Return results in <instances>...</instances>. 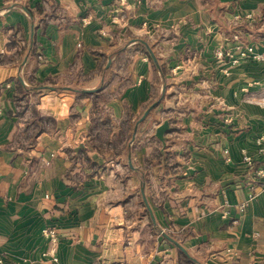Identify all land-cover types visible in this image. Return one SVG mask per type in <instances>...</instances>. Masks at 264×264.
Instances as JSON below:
<instances>
[{
    "label": "crops",
    "instance_id": "0c3cea01",
    "mask_svg": "<svg viewBox=\"0 0 264 264\" xmlns=\"http://www.w3.org/2000/svg\"><path fill=\"white\" fill-rule=\"evenodd\" d=\"M238 33L264 52V0H0V256L264 264V190L242 162L264 165V61L215 55Z\"/></svg>",
    "mask_w": 264,
    "mask_h": 264
},
{
    "label": "built area",
    "instance_id": "2783aa9c",
    "mask_svg": "<svg viewBox=\"0 0 264 264\" xmlns=\"http://www.w3.org/2000/svg\"><path fill=\"white\" fill-rule=\"evenodd\" d=\"M234 44L230 46L227 50L219 49L216 52V57L219 59L227 60L232 64H238L242 60L252 59L257 61H264V52L259 51L257 46L254 43H245L241 41L239 35L235 34L233 36ZM257 143L259 144V151L262 155H264V134L259 136L257 139ZM242 162L251 170H253L256 174V181L262 182V189L264 190V165L256 166L255 159L247 152H243ZM256 188L254 184L251 186V190L254 191ZM254 194L252 193V196ZM167 233H171L170 230L166 231ZM45 235L50 240L52 246H55L59 241V234L57 230L53 227L46 228L44 230ZM162 235V233H160ZM57 260V258H54ZM0 264H9L7 259L3 256H0Z\"/></svg>",
    "mask_w": 264,
    "mask_h": 264
},
{
    "label": "water",
    "instance_id": "95a60500",
    "mask_svg": "<svg viewBox=\"0 0 264 264\" xmlns=\"http://www.w3.org/2000/svg\"><path fill=\"white\" fill-rule=\"evenodd\" d=\"M141 43H143L146 48H147V51L149 52L150 56L152 57V59L154 60L155 64L157 65L158 68H161V65L159 63V60L157 58V55L156 53L154 52L152 46L145 40L141 39L140 40ZM43 88H48V89H52V90H55L56 88L53 87V86H43ZM64 89H67V90H74L73 88H70V87H65ZM165 90V87L164 89ZM164 93V92H163ZM163 98V95L156 101H154L147 109L146 111L144 112V114L139 118V120L136 122V125H135V128H134V136L133 138H135V135L138 131V127H139V124L142 123L146 118L147 116L151 113V111H153L161 102V99ZM171 130V122L169 119H165L163 122H161L157 127H156V130H155V137L160 140L163 144V147L165 148L166 146V143H167V133ZM164 148L162 150H164ZM142 193H143V196H144V200L147 204V207L149 210L150 209V206L147 202V198L145 196V189L142 188ZM162 235L168 239L169 241H171L175 246H177L182 252H184L187 256L191 257L189 252L185 249V247L178 241L176 240L173 236H171L169 233H167L166 231H162L161 232Z\"/></svg>",
    "mask_w": 264,
    "mask_h": 264
},
{
    "label": "trees",
    "instance_id": "16d2710c",
    "mask_svg": "<svg viewBox=\"0 0 264 264\" xmlns=\"http://www.w3.org/2000/svg\"><path fill=\"white\" fill-rule=\"evenodd\" d=\"M141 46H142V48L144 49V52H146L149 56H150V54H149V52L147 51V49H146V47L143 45V44H141V43H139ZM151 57V56H150ZM108 58V56H105L104 55V62L106 61V59ZM166 67L164 66V65H161V72H162V74L163 75H165L166 74ZM53 83V82H52ZM19 87H20V89L22 90L21 92H22V94H21V96H25V95H28L29 93H30V91L27 89V88H25L21 83H19ZM50 121V119L48 118V119H46V118H43V117H41V116H39V114L38 113H36V111H35V115H34V117H33V119L31 120V124L34 126V127H36L37 128V130L38 129H41V128H45V124H43V122L44 121ZM26 130H28V129H26ZM25 130V131H26ZM132 130H133V124L131 125V126H129V132H128V137H129V139L131 138V136H132ZM30 135L29 136H32L33 135V133H29ZM155 157L157 158V160H159V161H162V159H163V157H162V154L159 152V151H157L156 153H155ZM150 162H151V159H148ZM165 163H167V161H168V158H167V155H165ZM147 177H145V181L147 180L146 179ZM171 235H174L173 233H170ZM182 253V252H181ZM183 254V253H182ZM184 255V254H183ZM185 256V255H184ZM188 260H190L188 257H186ZM194 264H201L200 262H194Z\"/></svg>",
    "mask_w": 264,
    "mask_h": 264
},
{
    "label": "rangeland",
    "instance_id": "374dc122",
    "mask_svg": "<svg viewBox=\"0 0 264 264\" xmlns=\"http://www.w3.org/2000/svg\"><path fill=\"white\" fill-rule=\"evenodd\" d=\"M237 35H239V33ZM239 38H240L241 41H243L240 35H239Z\"/></svg>",
    "mask_w": 264,
    "mask_h": 264
}]
</instances>
